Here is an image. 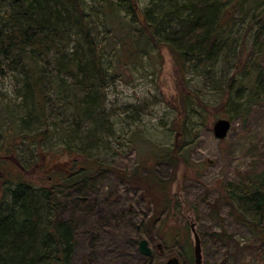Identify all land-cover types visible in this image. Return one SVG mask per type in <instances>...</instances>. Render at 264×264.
<instances>
[{"label":"rangeland","instance_id":"1","mask_svg":"<svg viewBox=\"0 0 264 264\" xmlns=\"http://www.w3.org/2000/svg\"><path fill=\"white\" fill-rule=\"evenodd\" d=\"M155 1L79 0L81 22L91 33L83 52L99 61L87 85L103 112L94 126L84 116L74 138L73 105L89 93L77 86L86 85V75L74 77L57 64L61 48L64 62L75 58L76 30L56 42L57 51L0 54V199L18 182L50 192L58 220L73 232L70 264H165L172 257L194 264L191 224L202 264H264V243L233 199L235 188L264 175V76L258 81L254 75L264 73V0L244 1L216 60L205 66L193 56L183 69L158 38L137 33L144 18L152 15L155 22L168 2L179 13L185 9L181 0ZM110 2L114 11L106 14ZM9 6L10 0H0V15ZM66 11L62 17L73 22L77 13ZM26 70L41 73L35 95ZM254 90L258 97L250 99ZM222 118L230 129L218 140L212 127ZM170 149L175 167L153 161L154 153ZM77 153L94 166L85 181L69 187ZM145 176L164 181L163 191L141 183ZM139 239L147 240L151 257L139 254Z\"/></svg>","mask_w":264,"mask_h":264},{"label":"trees","instance_id":"2","mask_svg":"<svg viewBox=\"0 0 264 264\" xmlns=\"http://www.w3.org/2000/svg\"><path fill=\"white\" fill-rule=\"evenodd\" d=\"M9 10L0 15V54L4 57L9 55H19L23 58L25 50L29 53L40 55L43 48L53 47L57 51L58 40L63 41L68 32L75 29V34L81 38L77 41L76 51L68 61L66 53L60 49L59 61L57 67L60 71L78 75H86V85L78 83V91L83 88L89 93L80 96V101L74 103L76 119L73 120L75 130H72V138L79 131V125L82 118L91 119L96 123L94 116L103 112L101 103L91 95V87L87 85L92 79V73L97 74L99 61L87 58L83 51V42L91 39V33L84 19L83 9L80 8L79 0H10ZM127 1V0H125ZM160 0L159 2H163ZM245 0H181L183 7L182 13L174 6V1L168 2L165 11L158 12L159 19L154 22L152 15L144 18L142 31L137 33L151 34L165 44L172 54L177 55L178 65L182 66L193 61L203 62L205 66L210 60H216L222 52L221 47L226 48L230 42L229 34L235 24V15L242 7ZM262 1V0H261ZM260 0L252 2L260 3ZM155 2H158L156 0ZM70 8L77 13L75 20L64 19L66 9ZM114 3L106 5L105 13L114 11ZM162 8V7H161ZM67 12V11H66ZM264 13V11L262 12ZM132 16L135 12L132 11ZM234 18V19H233ZM264 25V24H263ZM263 25H260V28ZM59 29L61 32H59ZM72 33V32H71ZM80 47V48H79ZM78 48V50H77ZM93 51V45L90 46ZM94 50L96 51L95 47ZM80 51L81 54H78ZM88 53V52H87ZM220 53V54H219ZM227 59V55H226ZM28 72L27 88L30 93L35 95V85L38 87L41 73ZM63 74V73H61ZM257 80L264 76L263 71L254 70ZM29 86V87H28ZM263 87V86H262ZM256 89L257 86H256ZM264 90V88H263ZM264 97V91L263 95ZM258 97L254 90L249 96L250 99ZM79 98V97H77ZM249 99V100H250ZM255 101V100H253ZM76 102V101H75ZM98 112V113H97ZM101 116V115H99ZM93 117V118H92ZM80 119V121H79ZM91 124V123H90ZM47 131L39 133L41 140L47 141ZM77 138V137H76ZM79 138V137H78ZM85 147V146H84ZM167 151V150H166ZM86 151H83V154ZM154 153L153 161H164L173 168L176 166L174 151L170 149L165 154ZM78 156V157H77ZM161 156V157H160ZM94 161L86 155H76V160L71 162L70 174L65 180L68 186H73L79 181H85L94 166ZM151 162L147 165L148 171ZM155 164V163H154ZM141 183L157 191L164 189L165 182L158 179L144 177ZM79 184V183H78ZM149 189V191H151ZM236 191V198H233L236 210L243 217V222L250 230L251 234L261 243H264V175H255L252 179L242 185ZM231 194V193H230ZM0 199V264H70L71 255L75 245L73 232L69 225L61 222L57 218V212L54 208L51 193L44 190H38L33 185H25L21 182L15 184V187L9 189ZM168 202L167 196L163 199L165 208ZM170 202V201H169ZM244 216L246 220L244 221Z\"/></svg>","mask_w":264,"mask_h":264},{"label":"water","instance_id":"3","mask_svg":"<svg viewBox=\"0 0 264 264\" xmlns=\"http://www.w3.org/2000/svg\"><path fill=\"white\" fill-rule=\"evenodd\" d=\"M229 129H230V122L227 119H217L212 127L214 137L218 140L225 139ZM190 229L194 240V246H193L194 264H202L201 245H200L199 237L195 231L194 224L190 225ZM137 251L139 252V254H141L144 257L152 256V250L145 239L138 240ZM178 263H179L178 259L172 257L168 259L165 264H178Z\"/></svg>","mask_w":264,"mask_h":264}]
</instances>
